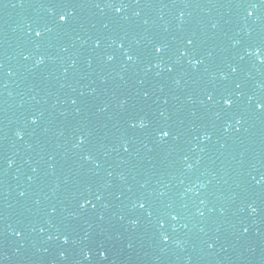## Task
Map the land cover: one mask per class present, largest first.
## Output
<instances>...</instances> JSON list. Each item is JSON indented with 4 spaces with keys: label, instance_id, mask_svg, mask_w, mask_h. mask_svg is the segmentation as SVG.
Listing matches in <instances>:
<instances>
[{
    "label": "water",
    "instance_id": "95a60500",
    "mask_svg": "<svg viewBox=\"0 0 264 264\" xmlns=\"http://www.w3.org/2000/svg\"><path fill=\"white\" fill-rule=\"evenodd\" d=\"M0 264H264V0H0Z\"/></svg>",
    "mask_w": 264,
    "mask_h": 264
},
{
    "label": "snow or ice",
    "instance_id": "6c2138e0",
    "mask_svg": "<svg viewBox=\"0 0 264 264\" xmlns=\"http://www.w3.org/2000/svg\"><path fill=\"white\" fill-rule=\"evenodd\" d=\"M64 6H68V5H64ZM253 7H254V5H253ZM69 15H70V14H69ZM248 15L251 16L252 13L249 12ZM67 20H68V17L65 16V15L61 14V15L59 16V21H60V22L67 23ZM36 35L39 36V35H41V33L37 32ZM160 50H161V49H159V48L157 49V51H160ZM165 135H167V133H165Z\"/></svg>",
    "mask_w": 264,
    "mask_h": 264
}]
</instances>
